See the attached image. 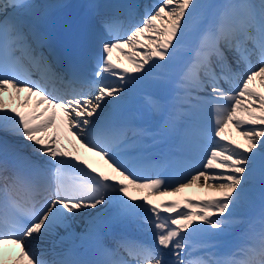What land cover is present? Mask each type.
Segmentation results:
<instances>
[{
	"label": "snow or ice",
	"instance_id": "6c2138e0",
	"mask_svg": "<svg viewBox=\"0 0 264 264\" xmlns=\"http://www.w3.org/2000/svg\"><path fill=\"white\" fill-rule=\"evenodd\" d=\"M32 7L0 0V93L27 92L25 105L37 97L32 111H0V131L26 142L13 146L11 165L3 144L0 264L9 256L4 245L19 249L14 264H264V92L251 87L258 79L264 87V0H159L143 6L139 21L137 5L116 6L100 19L93 47L79 63L65 62L50 47L45 54V38L20 12ZM194 32L197 43L172 81L173 95L167 101L143 96L146 111L164 119L156 129L143 127L129 115V98L150 80L169 82L164 73ZM205 108L213 115L208 124L201 119ZM229 126L246 146L226 138ZM177 132L180 152L188 154L183 162L171 149L155 151ZM64 133L111 174L61 145ZM196 153L198 167L190 159ZM257 180L259 232L249 224L241 239L251 232V242L232 257L219 255L205 237L223 236L240 223L236 209L251 203ZM193 186L215 194L151 199L178 197ZM83 218L88 225L78 234L73 224ZM117 225H135L155 242L121 236L109 244ZM201 250L207 251L196 255ZM237 253L243 258H233Z\"/></svg>",
	"mask_w": 264,
	"mask_h": 264
},
{
	"label": "bare ground",
	"instance_id": "6f19581e",
	"mask_svg": "<svg viewBox=\"0 0 264 264\" xmlns=\"http://www.w3.org/2000/svg\"><path fill=\"white\" fill-rule=\"evenodd\" d=\"M98 1H102V0H98ZM202 1L204 3H206V4L209 3V2L210 3H215L216 2V0H201V3H202ZM45 2H46V4H45L46 6H50L48 9H50V8H52L54 6H55V8L58 7V8H60L62 13H69L70 14V18H75L76 20H78L79 16H81L82 13L84 12V10L87 8L86 4H90L91 0H45ZM39 4H40V2H39ZM101 6H102V4H100V7ZM40 15H42L41 12H39V13H37V14L31 16V17L32 18H34V17L36 18V17H38ZM24 17H28V15H25ZM154 76H160V75L154 74ZM158 82L159 81H157L155 79L146 82L139 91H137L133 96H131L129 98L128 102H130V101H132L134 99H138V98H140L141 101L143 102V96L146 95V94L142 93V90H144L146 88V86L147 87L148 86H150V87L153 86L154 87L153 96H157V97L162 98V96H163L164 92L166 91V89H169V88L168 87H161L160 88V84L161 83H158ZM168 84H169V82H168ZM254 84H256L255 85V89L257 91L264 92V87H261L259 79ZM4 95L7 96L5 92H4L3 95H2V93H0V97H2L4 99V101H5L4 108L0 109V111H4L6 109H14L13 106L18 107L19 104L24 101L23 98H20V97H17V96H15V98L12 99V101H11L10 99L5 97ZM12 97H14V96H12ZM140 106L142 108H144L143 104H140ZM28 107H30V106L28 105ZM203 114H206V113H204V111H203ZM155 118L159 119V118H163V116H161V115H154V116L151 115V121L149 122V126H159L158 123H154V119ZM206 120H207V116L205 118V122H206ZM1 132H3V131H1ZM225 136H226L227 139H231V140L235 141L236 143H239L241 145H245L246 146V142L244 141L243 137H241L239 135V132L235 128H233L232 126H229V128L225 130ZM3 137L4 138L2 139V141L0 143V152H3V144H4L5 141L9 145V148H8L9 154L11 153V150L13 149V146H17L18 147L20 144L26 143L21 138L14 137V136H11V135L4 134ZM63 138H65V137H63ZM3 156H4V152H3ZM81 158H83V157H81ZM88 161H89V163L92 164L93 167L97 168L98 171H101L103 169L102 164L104 165V162L99 157L95 158L93 161H91V160H88ZM258 188H260L259 180H257L255 185H254V189L255 190L259 191ZM132 194H135V195H146L147 194V190L141 191V190H137L136 189L135 192L132 193ZM208 194L214 195L215 193H209V192H207V190H204L201 187L193 186L191 188L185 189V191L180 194V197H184L186 195L187 197H189L191 199H195V198L197 199V198H206V195H208ZM170 197H173V196L151 197V199L155 203H160V201H162L164 199H168ZM248 205L249 204L243 205V207H247ZM236 213H237V210H236ZM236 213H235V215H236ZM114 214H115V212H110V213H107L106 216L111 217ZM76 223H80V226H79L80 230L81 229L85 230V228L88 225L87 218L79 219V220H77L75 222V224ZM120 226L121 225H117V226H114L112 228V230H118V231H116L115 237H116L117 233L120 231ZM133 226H135V225H133ZM58 232H59V234L61 236L65 235V232H64L63 229H59ZM78 234H80V233H78ZM111 238L112 237H110V239ZM68 243H71V241H69ZM41 246L43 248H47V247H50V244L44 243V244L40 245V247ZM65 246H67V245H65ZM18 253H19V250L15 251L13 253V256L10 259H14ZM5 262H6V264H13L12 263L13 261H10V260H6Z\"/></svg>",
	"mask_w": 264,
	"mask_h": 264
}]
</instances>
